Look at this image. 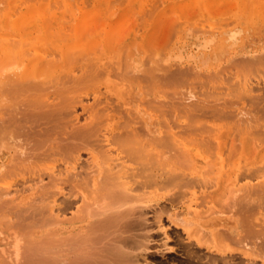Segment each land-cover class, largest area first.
<instances>
[{"label":"bare ground","instance_id":"bare-ground-1","mask_svg":"<svg viewBox=\"0 0 264 264\" xmlns=\"http://www.w3.org/2000/svg\"><path fill=\"white\" fill-rule=\"evenodd\" d=\"M124 1L111 0L113 3L110 4L115 2V5L117 3L122 6ZM61 2L63 0H0V51L10 55L7 65L4 68L1 65L0 68V156L13 152L14 157L11 163H3L0 167V264H64L67 260L71 261L66 264L147 263V256L141 254L142 251H148L147 247L143 249L146 242L143 234L147 233L145 231L141 234L143 240L135 233L145 225L143 222L146 218L142 215L145 212L142 210L160 192L169 197L172 203L177 202L184 207L185 210L176 213L174 222L189 239H196L197 246L208 249L211 245H217L218 249L215 250L223 254L226 252L225 248L217 243L227 239L230 244L237 241L242 250L260 252L255 256H261L264 263V164L262 168H255L252 160L255 158L264 161V86H254H259L264 81V54L256 53L258 55L254 58H246L245 55L236 59L237 65L234 67H238L236 72L239 73H234L238 77L241 73V80L235 77L229 66L228 74L234 76L225 80H229L228 84H231L230 80L232 82L233 78L239 81L238 84L235 82L234 85L232 83L222 87L225 90L221 94L217 93L223 91L220 84L218 88L215 83L205 93L192 89L199 77L197 81H201V78L204 80L197 71L198 64L185 67H180L179 64L173 69V64L168 66L174 60L170 55L167 59L164 58L168 63H165V67L157 62L161 58L151 56L154 58L151 62L155 63L156 68L144 66L147 72L143 70L142 74L144 68L139 69V75L135 77L136 70L130 71L132 57L127 56V59L124 56V52L130 49L126 47L122 54V65H127L124 68L127 73L122 69L119 74L118 67L114 68L113 65L120 64V61L102 63V58L91 52L93 43L90 46L81 37L82 28L76 25L77 22L73 23L74 20H68L70 16L65 17L56 12L65 11L63 8L68 3ZM187 5L188 3L185 6ZM67 7L66 10L73 17L74 14L69 11L71 8ZM65 21L71 25L68 26ZM193 24L194 22L191 23L194 27ZM65 25L68 28L72 26L70 30L74 35ZM197 27L201 25H196L193 30L192 27L189 31L186 30V36L188 34L190 38L196 35L193 39L199 48L214 44L217 34L212 33L216 28L213 27L210 31L206 26L212 36L206 33L205 37L199 38L197 35L206 29L201 27L202 30L197 32ZM219 28L221 27L218 30ZM51 32L53 36L49 35ZM222 34L226 38H223L219 46L222 48H217L219 51L236 45L242 30L231 28ZM137 44H133V49L137 48ZM140 45L138 44L142 47ZM143 51L140 53L143 54ZM157 51L160 53V48ZM12 55L15 57L11 58L13 60L10 59ZM112 55L115 56L113 53ZM177 55L176 59L183 61V55ZM201 55L197 58L203 62L205 60H201ZM16 57L21 58L20 65L16 63L19 62ZM189 58L195 59V56ZM80 62L83 65H74ZM107 62L111 63V66L107 65L108 68L104 66ZM174 62L176 65V61ZM203 63L207 64V61ZM158 64L161 69H158ZM133 65L136 66L135 63ZM139 65L141 64L137 66ZM113 68L116 70L115 77L120 76V81L125 78L124 81L127 82V75H131V79L138 78L137 83L146 92L145 96L159 94V97L161 95L168 98V101L159 102L155 98L150 100L149 96V99L144 96L145 102H140L143 104L141 106L145 104L148 107L146 109L159 112L158 118L163 119L164 128L160 129L165 130H157L158 137L151 136L155 134L152 131L155 126H149L146 121L142 123L144 121L139 118L140 111L137 114L129 112L128 118L122 117L123 113L119 112L122 116L116 117L118 115L114 111L117 109L111 105L110 97L107 98L110 104L104 103L105 99L104 102L102 99L96 101L98 99L93 97L96 102L88 105L90 99L88 92H85L88 86L91 89L90 84L96 87L106 81L109 84L111 77H114V74L111 76ZM11 69L15 70L10 71L13 74L8 71ZM214 77L211 76L213 79ZM130 81L129 84L132 82ZM113 84L108 85L112 89L111 93L115 91L121 95L120 84ZM135 84L133 87L137 86ZM201 86L205 88L207 84ZM91 92L94 95L95 92ZM133 96L131 92L130 98ZM99 106H102L101 109ZM80 109L84 115L79 114ZM152 113L155 114L154 111ZM152 119L155 121L157 117ZM180 119H184L185 123H181ZM89 148L91 153L88 152ZM84 152H87V159L84 158ZM203 161L207 169L202 171V178H191L192 169ZM28 176L30 178L27 179ZM67 188L71 195L79 196L80 199L77 198L82 205L75 209L76 213L72 217L66 214L69 207L65 206L67 209L63 208L64 210L57 208L61 201L58 196ZM210 188L218 189V192L210 194ZM28 192L35 195L31 201L27 198L31 196L26 195ZM68 199L65 201L68 202ZM69 202L68 206L71 204ZM226 213L234 217V220L233 217L229 219L235 221L236 226H230L223 233L224 236L215 234L214 230L205 231L208 224L214 226L213 224H218V220L222 221L218 217ZM169 218L173 219L172 216ZM187 250L189 257L195 254V251ZM144 256L146 260L142 263L140 257L142 259ZM195 256L190 261H196ZM214 256H209L212 264H245L234 261L232 257L228 258L229 255H224L223 258Z\"/></svg>","mask_w":264,"mask_h":264},{"label":"rangeland","instance_id":"rangeland-1","mask_svg":"<svg viewBox=\"0 0 264 264\" xmlns=\"http://www.w3.org/2000/svg\"><path fill=\"white\" fill-rule=\"evenodd\" d=\"M59 1H61V0H59ZM71 1H73V0H65V1L63 0V2L68 3V4H66V7L63 8V10H65V11L56 10V12L64 14L65 17L70 16L71 18L68 17V20L69 19L72 20V21L74 20L73 23L77 22L76 25L79 28L80 27L82 28V30H81V32H82L81 35L82 36L81 37L85 39V43L86 44H88V45H90V43L94 44V45L92 44V46L90 45L91 46L90 47L91 52L93 54L95 52L94 55L96 57L102 58V63H104L106 61H108V62L111 61L112 63L115 62V61H120V64H118V63H117V65L115 64L116 66L112 64L114 66V68L118 67L117 71L119 72V74H120L122 69L127 68L126 67L127 65L126 66L122 65V56H123L122 54H123L124 50H126L127 48H130V49H129V51L126 50L124 52V56H125V58H127V56H129V58L132 57V59H130L131 62L129 60L128 61L132 65L131 66L132 69H130V71L131 70L133 71V69L136 70L137 74L135 73V77H136V75H139L138 74V71H140L139 69L144 68V66L149 68V69H150L151 66L154 67L155 63L151 62L154 58H157V59L161 58V60H159V61H157L156 59L155 60L157 62H159V64H163V67H165L164 65H165L166 62L164 60L167 59L168 55H170V57L172 56L171 58H173L174 60H172L170 62L171 64H169V65H168V63H166V64L168 66L173 64L174 65L173 69H176L179 66V64L181 65L180 67H185V66H188V65L195 66V65L198 64V68L199 69L202 68L201 70H198V68H197V71H198L199 75H201V77L204 78V80L201 78V81L200 80L197 81L200 78L199 77L195 81V83H193V85L196 84V83L200 84V85L196 84L195 87H193V86H189V87H193L192 89H195V91H197L198 93H200V92L201 93H203V92L205 93V90H206V92H207V89L209 91L210 87H214V85H215V87H217L218 84H220L219 86L221 88L222 87L225 88L226 87L225 85H227L228 81H229V80L226 81L225 79H228V78L231 79L234 76L235 73L236 74L239 73V72H236L238 67H234V66L237 65L236 64V61H237L236 59L243 58L245 55H246L245 56L246 58H254L255 56L258 55L256 53H263L264 54V0H213V1L212 0H136V1L135 0H126V1L123 0L125 2V4H123L124 2L123 3L121 2L122 6L120 4L118 5L117 3L115 5V2H114V4H110L111 0H76V1L74 0L75 3H74V1L73 2H71ZM63 2H61V4ZM111 3H113V2H111ZM118 3H119V1H118ZM187 3H188V5L185 6ZM154 4L156 6V9H155ZM67 6H69V9L71 8V10H69V11H71V14L72 13L74 14V15L72 14L74 19L70 15V12H68V10H66V8L68 9ZM152 7H153V9H152ZM108 9H109V11H107ZM110 10H111V12H110ZM153 10H155V11H153ZM151 12H154V13H151ZM66 13L69 14V15H67ZM114 13H116V14H114ZM250 13H251V15H250ZM152 14H154L153 17H152ZM105 15H107V16H105ZM174 15H176V16H174ZM141 16H143V17H141ZM209 17H210V19H209ZM105 18H106V20H105ZM205 19H207V20H205ZM185 21H187V22H185ZM65 22L67 23V21H65ZM193 22H194V24H193L194 27L191 25V23H193ZM223 22H224V24H223ZM230 22H232V23H230ZM199 24L201 25V27H204L205 29H206V26H207V29L209 27L210 31H211V28H213V27L216 28V29H214L215 32L212 33V34H214V33L217 34L216 35V41L211 46H207L208 49H207V47H205L206 49L203 48V47L199 48L197 45H195L196 42L194 41L195 39H193V38H195L196 35H192L190 38L188 37L189 36L188 34L186 36V33H187V31H189L190 27H192L191 30H193V28H195L196 25L200 26ZM228 24H229V26L225 27ZM70 25L71 24H68V26H70ZM79 25H81V26H79ZM215 25H217V26H215ZM128 26H129V28H128ZM222 26H223V28H222ZM65 27H67V25H65ZM73 27H74V25H73ZM201 27H197V29L196 30L194 29V30L198 32L199 30H202ZM218 27H221L222 29L219 28V30H218ZM67 28H65V29H67ZM70 28H68V29L70 30ZM114 28H115V30H114ZM231 28L234 29V30H237V31H239V30L241 31L242 30V34L238 37V43L236 45H233L231 48H226V50L225 49L222 50V51L217 50V48H222V47H219V46L222 44V40H224L226 38V36L223 35L222 32L225 31V30L231 29ZM207 29L204 30V31L202 30V33H199V35H197V36H199V38H200V36H204V34L210 32ZM126 30H128V31H126ZM70 31L72 32V29ZM70 31H69V33L71 34ZM124 31L126 32L125 34H124ZM65 32H66V30H65ZM67 32H68V30H67ZM101 33H103V34H101ZM212 34L208 33L206 35L212 36ZM49 35L53 36V33L51 32V33H49ZM73 35H74V33H73ZM187 41H189V42H187ZM117 43H118V45H117ZM136 43H138L139 45L140 44L142 45V47H139L138 44H137V48L141 49V51H140L141 53L144 50L143 54H141L136 47H134V49H133V46ZM99 46H101L103 51H102V49ZM154 47H156L157 50H159V48H160V53ZM135 48H136V50H135ZM248 48H250V49H248ZM219 52H221V53H219ZM112 53L115 54V56H113ZM132 53H134V54L132 55ZM178 53L183 55V61L179 60V59H176V57H178V55H177ZM149 54H151V55H149ZM88 55H89V53H88ZM155 55H158V56L155 57ZM160 55H163V56L159 57ZM189 55L193 56V57L195 56V59H193V58L190 59ZM198 55H201V60L202 61L203 60L207 61V64L203 63L205 61L201 62L200 60H198L199 59V58H197ZM252 55H254V56L252 57ZM9 56L10 55L5 54V53L0 51V68L2 67L1 65H4L3 68L7 65V62L9 60ZM12 56L10 57V59L11 58H15L14 56L13 57ZM118 56H119V58H118ZM146 56H147V59L145 60ZM151 56H153L154 58L151 57ZM89 58H91V57H89ZM89 58H88V60H89ZM4 59H5V62H4ZM16 59H18L17 61H19V62H16V63L18 65H20L19 63L21 61L20 60L21 58L19 59L18 57H16ZM148 59H150V61ZM233 59H234V62H232ZM11 60H13V59H11ZM147 60H148L149 63L147 62ZM197 60L199 61L198 63H197ZM162 61L164 63H162ZM174 61H176V65H175ZM3 62H4V64H2ZM108 62L104 65L107 68H108L109 65L111 66V63L108 64ZM146 62H147V65L145 64ZM150 62L153 65H151ZM11 63H14V61H11ZM11 63L9 65H12ZM124 63L126 64V62H124ZM134 63L136 64V66L138 64H141L142 66L139 65L140 68H139V66H137V69H138L137 70L136 66L133 65ZM80 64L83 65V62L74 64V65L75 66H77V65L79 66ZM159 64L157 65L158 67H159ZM231 64H233V65H231ZM199 66H201V67H199ZM229 66L231 67L230 69H232L231 72L232 73L235 72L233 74V76H231L232 75L231 73L228 74L230 72V71L228 72V70H230ZM128 67L131 68L130 66H128ZM232 67L236 68V69L233 71ZM13 68L16 69V67H13ZM114 68H113V73L111 71L110 72H111V76H112V74H114V77L113 76L112 77L115 78V79H113L111 77V79L109 81L110 82L109 84H107L106 83L107 81H106L103 85H100V86L97 85L99 87H96V85L92 86V84H90V86L92 87L90 89L89 86H88V90L85 91V92H88V99H90V101L88 102V105H92L96 101H100L101 99H102L103 102H104V99H105L104 103H106V104L108 102L110 104V101H111V105H113V108L115 107V109H117L115 111L118 112L117 113V112L114 111V114L118 115L116 117H121L122 113H123L122 117H124V118H128L129 117V114H128L129 112H130V114L133 113V112L134 113L136 112L135 114H137L140 111L139 113H141V114H139V115H141L142 117L140 116L139 118L142 121H144L142 123H145V121H146V123L150 124L149 126L154 125L155 128H153L154 130H152V131H154L155 134L154 135L152 134L151 136L158 137L159 136L158 132L161 131L164 128V124H163L164 121H163L162 118H161V120L158 118V117H160V115H159V112H157L156 110L146 109L147 106H145V104H144L145 109H144V106H141V105H143L142 103L145 102V100H143V97L146 95V92L142 91L141 90L142 88L140 89V86H139L140 84L138 85V83H137L138 78H137V80H135L136 78L133 77L132 78L133 80H132L131 78H129V77H132V76L131 75L130 76L127 75V78L129 79L127 82L124 81V80H126L125 78L120 81V76L119 77H117V76L115 77L116 70ZM154 68H156V66ZM158 69H161V67H159ZM221 69L223 71H221ZM143 70L146 71V69L145 68L142 69V71H141L142 74H144ZM8 71L12 72L13 70L11 69V70H8ZM8 71H7V73H8ZM125 71H126L125 72V74H126L127 73V69ZM128 71H129V69H128ZM218 72L219 73L223 72V73H221V75H216ZM158 73L160 74L162 72H158ZM213 73L215 75H213ZM224 73H226V74H224ZM11 74H13V73H11ZM123 74H124V71H123ZM129 74H131V73H129ZM142 74H140V75H142ZM203 74H205L206 76L205 75L202 76ZM209 74L211 76H213V77L214 76H216V77H214V79L211 78V76H210V78H208ZM236 74H235V77L237 78L238 75L236 76ZM240 75H241V73L239 74V77L237 78L239 80H241V76ZM121 76H123V75H121ZM205 77L208 80H206ZM217 77H221L220 79H223L225 81H223V80L220 81V79H218ZM236 78H233L232 82L230 80L231 84H228V85L230 86V85H232V83L234 85L235 82H237V84H238L239 80L235 81ZM210 79H213V81H209ZM215 79H218V80H215ZM139 80H141V79H139ZM129 81L131 82L130 84H129ZM133 81H134V84L136 83L135 85H137V86H134V87H136L135 90H133L134 89ZM216 81L217 82L220 81V82L217 83ZM224 82L225 83L227 82V83L225 84ZM263 82H261L262 84L260 83L259 86H257L256 84L254 86L255 87H263L264 86ZM124 83L125 84L127 83V85L128 84L129 85L127 86ZM212 83H215V84L213 85ZM221 83L222 84L224 83V85H222ZM112 84L113 85L120 84V85H118L120 89L119 88L118 89L120 90L121 95L116 94L115 91H113V93H111L112 89L108 88V85L111 86ZM202 84L203 85L207 84V86H206L207 88L206 87L204 88L203 86H201ZM143 85L145 86L146 84H143ZM211 85H213V86H211ZM219 86H218V88H220ZM125 87H127V88H125ZM223 88H222L223 91H221V90L219 91L218 90L219 92H217V93L224 92L225 89H223ZM139 89L142 91V93L140 91L139 94L143 95V96H140L139 94L136 95ZM185 89H187V88H185ZM97 90L99 92L101 91L102 93L97 92ZM91 91L95 92V93H93L94 95H92ZM133 91H135V92H133ZM131 92H132V95L137 96L136 97L137 99L134 96L133 97L135 99L133 97H132V99L130 98L131 97ZM89 93H91L92 96H90ZM99 94H102V95L104 94V96H101ZM105 96H107V97L105 98ZM148 96L150 97V100H152V98H155L156 101H159V102L160 101H165V100L168 101V98H166L164 96H161V95L159 97V94H152V95H148L147 94V96H145V97H147L149 99ZM93 97L97 98L98 100L94 101L95 99L93 100ZM108 97H110V99ZM106 99H107V101H106ZM148 99H146V103L148 102ZM155 99H153V100H155ZM169 101H170V99H169ZM130 102H131V104H130ZM140 102H142V103H140ZM219 102L222 103V101H219ZM118 105H120L122 107H119ZM242 105L245 106L246 104H242ZM242 105H239L240 108L242 107ZM239 106H237V107H239ZM101 107L99 106L100 109H101ZM240 108H237V109H240ZM131 109H133V110H131ZM128 110H130V111H128ZM236 110H234V111H236ZM142 111L143 112L145 111V112L143 113ZM152 111H154V113L156 115L153 114ZM119 112H122V113L119 114ZM124 112H126V113H124ZM157 113H158V115H157ZM79 114L84 115V113L81 111V109L79 111ZM153 115H155V116H153ZM130 116H132V115H130ZM155 117H157L158 120L155 119V121H154V119H152V118H155ZM147 118L149 120L151 118L152 120H150V122H148L149 120ZM180 120H181L180 121L181 123H183V124L185 123L184 119L183 120L180 119ZM152 121H154V122H152ZM223 123H225V122H223ZM105 124L106 123H104V125ZM160 128H162V129H160ZM149 130H151L150 127H149ZM157 130H158V132H157L158 135H156V131ZM164 130H162V131H164ZM143 132L144 131L141 132L142 135H143ZM95 139H94V141H95ZM90 150H91V148L88 149V152L91 153ZM86 153L87 152H84V156L86 155ZM1 156H0V167H1V165H3V163L8 165L13 160L12 159L13 152H11L10 155L5 153L4 155H1ZM7 156H10V157H7ZM14 156H15V153H14ZM84 158L87 159L88 157L85 156ZM7 160H9V161H7ZM252 160H253L254 164L256 165L255 168H262L264 166L263 165L264 161H261V159L256 160L255 158H252ZM201 163H203V164H201ZM201 163H198L197 164L198 166L195 165V168L192 169L193 172H192L191 178L192 177H193V179H198V178L201 179L202 178V171L207 169V167L206 168L204 167V165L206 164L204 161L201 162ZM257 166H260V167H257ZM201 168H202V170H201ZM28 178H30V177L28 176L27 179ZM24 179H26V177ZM31 179H32V177H31ZM19 180L21 181V179H19ZM65 190L62 192L61 195L58 196V199H61V201H59V206L57 208L67 209V208H65V206L69 207L67 209L69 211H68V213L66 211V214H67V216L72 217L74 212L76 213L75 209H79V208L82 207L81 201H79L80 198H79L78 195H77V197L79 199L76 196H74L73 194L71 195V192H70V190L68 188L65 189ZM67 190H69L70 194L68 193ZM204 190L205 189H203V191ZM217 192H218V189H215V188H213V189L210 188V190L208 191V193H210V194H215ZM30 194H31V196H28L27 198H29V200L31 201V199L35 195H32L31 192L30 193L28 192L26 195H30ZM72 196H73V198H72ZM162 196H163V198H162ZM154 197L155 198H153V201H151L148 204L149 208L145 207L144 211L142 210L143 213L145 212V214H142V215L144 216V219L146 218L145 222H143L144 220L142 222L145 224L144 226H146V227L144 228V226H143L144 229L141 227L142 228L141 231L138 230V232L135 233V235L138 233L137 236L138 235L141 236V234H143L145 231H146L145 233H147L146 235L143 234L144 239H146V242L145 243L143 242L145 245L143 243L142 244H143V249L147 247L148 251H147V253L145 251H144L145 253H143V251L141 252L142 255L145 254L147 256L146 258H148L147 259L148 262L147 263L144 262L145 264H148V263H150V264H201L202 262H203L202 264H212V262L210 261V257L209 256H214V255H215L214 257H219V258H221V257L223 258L224 255L226 257H227V255H229L228 258L232 257L234 261H236V262H241L242 261L245 264H264V263H262L261 256H255V255H257V253H260V252L256 253V252H254V250L252 252L250 250L245 249L247 251L246 252L245 250H242V248L240 247L241 245H238L236 243L237 241H235V242L233 241L234 243L232 242L230 244L227 241L228 240L227 239V240L221 241L220 243H217V244H219V246L225 248L226 252H223V254L220 253V252H217V250H215V249H218L217 245L216 246L215 245H211V247L208 248V249L206 247L197 246V244H195L196 239L195 238H190L189 239L188 236L186 235V233L183 231V229L180 226H177V224L174 222L175 221V217H176V213L177 212H182V209L184 207H181V205L178 204L177 202L176 203L175 202L172 203L171 199L169 197L167 198V196L165 194H162L161 192L160 193H156L154 195ZM66 198L70 199V200L68 199V202L71 201V204H69V206H68V202H66L67 201ZM168 199H170V200H168ZM72 201H74V202L76 201V204L74 202L72 204ZM80 205H81V207H79ZM150 205H151V207H150ZM183 210H185V209H183ZM158 211H160V213ZM262 211H264V210H262ZM226 214H228V216ZM226 214L221 215L220 217H218V218H221L223 222L221 220H218V224H213L214 226H212L211 223L208 224L209 223L208 222L207 223L208 224V229H207V227H205L206 228L205 231H207V230L213 231L214 230L213 232H215V234L218 233V235L224 236L225 232H227L229 230L230 226H236L235 221H233L234 217L232 216L233 220H231V219H229V217L232 218L230 216V213H226ZM170 215L172 216V218L174 220L169 218V217H171ZM210 227H211V229H210ZM142 230H143V232H142ZM217 230L220 231V232H218ZM143 236L139 237V239L140 238L142 239ZM145 236H146V238H145ZM148 236H149V238H148ZM235 244H237V245H235ZM213 248H214V251L212 250ZM252 248H254V246ZM187 249H189L191 252L195 251L194 253L197 254L196 255L197 257L195 256V254H192L191 257L195 256L194 260H196L195 258H197L196 261H194V262L190 261L191 257H189V255L187 254V251H188ZM226 249H228V250H226ZM255 251H256V249H255ZM257 251H259V250H257ZM243 253H245V254H243ZM251 253H253V254L251 255ZM185 254H187L188 257ZM198 255H200V256H198ZM262 256H264V255L262 254ZM200 257L203 258V259H201ZM143 260H146L145 256L142 257V259L140 257V261L142 263H143ZM260 260H261V262H260ZM70 261L71 260L64 261V264H66L67 262L70 263ZM251 261H253V262H251ZM62 264H63V262H62ZM218 264H220V263H218Z\"/></svg>","mask_w":264,"mask_h":264}]
</instances>
